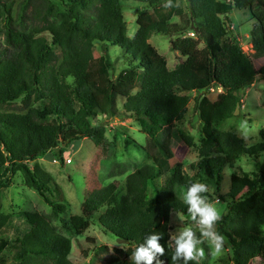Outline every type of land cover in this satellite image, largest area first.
<instances>
[{
	"label": "trees",
	"instance_id": "1",
	"mask_svg": "<svg viewBox=\"0 0 264 264\" xmlns=\"http://www.w3.org/2000/svg\"><path fill=\"white\" fill-rule=\"evenodd\" d=\"M122 1L22 0L21 12L12 15L14 0H0V105L20 97L25 106L23 111L0 110V185L20 171L24 183L50 208L0 209V264L10 249L15 264H77L68 257L71 235L101 207L98 223L126 243L113 264H132L127 257L154 232L162 235L159 242L165 248L159 259L171 264L168 219L174 213L187 215L175 187L185 193L195 183L179 160L171 162L176 146L192 145L191 136L172 124L183 116L190 90L200 92L199 157L189 164L197 176L217 183L221 168L237 156L263 154L255 177L230 181L216 230L226 237L232 264H264V128L259 129L261 140L246 145L234 131L216 126L233 114L239 90L256 77L264 79V0H186V11L178 0H137L149 7L150 18L131 35ZM232 7L246 8L252 19V54L226 36L222 16ZM43 30L50 34L49 42L40 34ZM152 33L173 35L170 48L182 56L176 67L168 68L147 40ZM95 40L120 48L126 64L111 74L110 61L103 54L92 55ZM252 58L261 62L255 65ZM210 87L220 88L213 99L204 93ZM114 95L123 98L120 113L154 139L159 155L126 174L123 192L115 181L106 182L86 193L80 213L62 217L66 204L51 194L57 187L52 176L29 160L55 147L60 158L61 139L88 137L104 149L105 123L96 115L110 116ZM163 174L154 195H146L148 182Z\"/></svg>",
	"mask_w": 264,
	"mask_h": 264
},
{
	"label": "rangeland",
	"instance_id": "2",
	"mask_svg": "<svg viewBox=\"0 0 264 264\" xmlns=\"http://www.w3.org/2000/svg\"><path fill=\"white\" fill-rule=\"evenodd\" d=\"M183 10H187V1L178 0ZM22 0H14L12 15L21 12ZM149 7L137 0L122 1V15L126 24V33L131 35L138 25L147 23L150 18ZM28 11V10H27ZM227 26L226 36L236 38L242 49L247 54H252L253 49L249 41L248 30L252 25V19L246 8L232 7V9L222 16ZM173 20H178L174 15ZM41 35L49 42L50 34L43 30ZM172 36L162 33H152L148 41L165 57L168 68H174L182 59L177 50L170 48L169 40ZM56 53L59 49L56 45H51ZM103 54L110 61L111 74L116 73L124 66L128 57L116 45L107 43L104 45L98 40L93 42L92 55L97 57ZM257 65L261 62L258 58H252ZM219 87H210L204 93L213 99ZM196 90L187 91L188 100L186 110L180 119L172 120L173 126L180 132L191 136L192 145H178L172 163L179 160L182 169L193 177L194 182L206 183L209 191L206 196L210 202H216L221 214L226 210L228 196L226 191L232 179L255 177L257 175L258 164L263 162V154L259 153L255 158L239 155L234 158L230 165L221 168V178L208 179L204 176H197L195 169L190 167L198 156L197 146L201 138L199 128V118L197 115L196 102L199 97ZM106 94L98 98L105 97ZM238 103L229 117L218 121L216 126L219 129L234 131L240 136L244 144L249 145L261 140L260 128H264V79L256 77L251 83L238 91ZM122 97L114 95L111 102V113L109 115L98 114L96 117L105 123V138L107 144L104 149L99 148L88 137H79L69 142L60 140V158L56 156V147L41 156L29 160L34 161L49 172L56 183V189L51 192L56 199L65 201V211L62 217H68L73 213H80V203L86 193L109 181L117 183V191H124V180L128 172L144 164L153 163L159 155L154 139L148 134L140 131L134 119L126 114L120 113ZM36 104V102H32ZM0 110L23 111L25 106L19 98L0 105ZM165 174L158 175L147 184L146 195H154V190L163 181ZM175 193L184 200L182 188L175 187ZM223 196V198H221ZM103 207L96 210L92 215L84 220V223L71 235L70 250L68 257L77 264H113L123 256V249L126 243L121 242L115 236L105 230L97 221V214ZM0 209L10 211L13 209H27L39 212H48L49 205L44 201L42 195L34 188L27 186L23 181L20 171L4 179V185H0ZM168 223L169 238L172 233L183 225L190 223L187 215L180 213L171 214ZM264 229V228H263ZM204 248L205 256L199 260L215 264H232L229 259V245L225 244L224 250L215 256L209 252L208 245H201ZM9 252L5 253L6 258L3 264H15L10 259ZM129 255L127 259H130ZM255 264V263H254Z\"/></svg>",
	"mask_w": 264,
	"mask_h": 264
},
{
	"label": "clouds",
	"instance_id": "3",
	"mask_svg": "<svg viewBox=\"0 0 264 264\" xmlns=\"http://www.w3.org/2000/svg\"><path fill=\"white\" fill-rule=\"evenodd\" d=\"M209 191L206 183L195 182L187 187L184 203L190 223L183 225L170 235L167 247L172 249L171 264H190L205 256L203 244H207L211 255L220 254L226 244V237L216 230V224L222 219L217 207L218 201L210 202L204 195ZM162 235L152 233L143 243L135 247L130 256L132 264H163L159 259L165 254L160 244Z\"/></svg>",
	"mask_w": 264,
	"mask_h": 264
}]
</instances>
